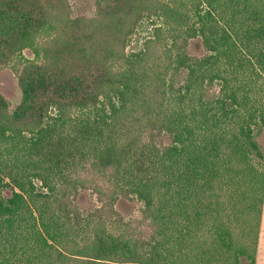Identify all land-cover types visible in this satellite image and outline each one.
<instances>
[{"label":"trees","instance_id":"1","mask_svg":"<svg viewBox=\"0 0 264 264\" xmlns=\"http://www.w3.org/2000/svg\"><path fill=\"white\" fill-rule=\"evenodd\" d=\"M95 6L91 15H74L71 0H0V56L9 63L30 49L36 57L23 59L22 105L13 111L0 96V242L10 241L15 222L34 216L28 198L46 199L49 210L37 208L43 231L33 239L49 264H240L242 256L256 264L264 206L257 140L264 131V0ZM146 20L153 32L129 52ZM193 44L205 54H192ZM77 112L83 119L74 120ZM130 114H140L142 124L123 128ZM15 151L25 159L13 158ZM81 161L90 163V176L74 171ZM82 190L103 205L88 223L91 237L79 240L78 230V239H69L59 221L80 219L75 201ZM206 193L216 198L213 222L200 211ZM222 194L248 215L240 235L221 214ZM121 198L139 201L161 239L112 230ZM208 222L213 247L202 252L197 244L191 258L183 244ZM173 229L180 230L178 251L167 245ZM14 258L2 262L30 263Z\"/></svg>","mask_w":264,"mask_h":264},{"label":"rangeland","instance_id":"2","mask_svg":"<svg viewBox=\"0 0 264 264\" xmlns=\"http://www.w3.org/2000/svg\"><path fill=\"white\" fill-rule=\"evenodd\" d=\"M71 3L74 7V15H91L94 13L96 8V0H71ZM154 26L151 25V22L146 20L141 27L139 28L138 32L134 35L132 42L130 43L128 47L129 52H137L143 47V42L152 32H153ZM190 51L194 55H204L205 50L200 44H193L190 47ZM25 59L34 60L36 59L35 55L30 49H26L23 52V57H19L15 61L9 63L7 60H5L3 57L0 56V96L3 97L10 106L11 110H16L20 105L23 103V91L20 84V75L24 68ZM22 60V61H20ZM18 62L20 64H18ZM23 62V64H22ZM40 62V61H38ZM179 84H176V87H178ZM216 89L219 90L217 87ZM170 109V106H168L165 111H168ZM91 115L95 117L96 111H91ZM102 112H100L101 114ZM84 113L77 112L74 115V120L78 121L80 119H83ZM140 116V114H130V115H123V117H127L122 121L120 126L125 128L128 124H134L137 126H140L142 123L135 120V117ZM257 140L260 144V147L264 153V131L257 136ZM89 150V149H88ZM87 150V151H88ZM19 157L21 160L25 159V157L22 155L21 151H15L14 157ZM79 161V157H77ZM81 164H77V166H73L74 171L80 172L83 176L87 175L90 176L88 168H90V163L81 161ZM68 169L65 170L67 172ZM75 175L74 173H72ZM8 181V180H7ZM35 183L37 187H40L42 190H44L45 193H49L47 189H43L42 182L40 180H35ZM3 195L6 197L11 196V192L9 190H5L3 192ZM131 197H135L134 194L130 195ZM196 196V195H195ZM201 199L203 200V207H200V211L203 212V221H211L214 219L219 218L217 215V210L214 208L213 203L216 199L215 197H212L210 193L206 194H200ZM220 200L226 204L225 212L221 213L223 218L225 220L230 219L233 223V227H235V230L237 231L238 235H240V230L243 225L244 219L248 217L245 211H237L233 209L232 202L229 204V201L225 194L220 195ZM46 199H37L32 200L28 198L29 205L32 208L33 211V217H28L31 220H27L26 222L17 221L15 222L14 227L12 228V231L14 230L13 237H11L10 241H5L4 238L2 239V242H0V264H4L2 262L4 257H15L19 258L22 263H29V264H49L46 260H44L43 257H40V250L39 246L37 245V242L33 239V235L38 231H43V226L41 225V221L39 219V212L37 208H45L49 210V206L46 202ZM195 201V198L193 199V202ZM76 208H78L81 211L80 219L75 216V214H72L71 218L69 220L62 219L59 222H65V229L68 231V238H77L76 233L79 230V233H82L81 239H88L91 237V228L87 227L88 223L93 221L94 216L97 208H101L103 203L99 200L98 195L94 194L92 190H82L80 192V195L76 198L75 201ZM206 205H212L211 209H206ZM141 204L139 201L134 199H125L121 198L118 200V202L115 205V210L120 214V219L114 222V226L112 227V230L115 233H126L128 236H137L142 241L146 242H155L156 240L161 239L160 231L161 228L157 227L155 228L152 225L151 219L148 218L145 220L144 213L141 209ZM239 208V207H238ZM198 211L193 210L194 212ZM27 218V219H28ZM222 218V217H221ZM80 220V221H79ZM81 223L80 225L78 224ZM188 221V220H187ZM255 221V220H254ZM213 222V221H211ZM185 223V224H184ZM255 223V222H254ZM185 227L188 226L189 229L192 227V224L186 223L184 221L182 223ZM91 225V224H90ZM187 225V226H186ZM210 222L204 225H200L201 228L198 232L197 230L194 231V237L188 238V240L183 244V252L185 254H188L191 258L195 256V253H197V244H199L200 249L205 251L209 247H213V237L215 236V227L210 226ZM91 227V226H90ZM213 227V228H212ZM80 228V229H79ZM8 229L6 228V231ZM182 231V230H181ZM189 231V230H188ZM186 231H183V233ZM193 233V232H192ZM195 233H198L197 235ZM180 230L173 229L172 230V236L170 238V242L168 247L171 250L178 251L179 242L181 239H179ZM8 238L11 236V234L7 235ZM18 237V239H17ZM67 237H61L60 239L63 241H66L68 239ZM68 241V240H67ZM183 241V239H182ZM65 243V242H63ZM200 243H203L200 245ZM15 247L24 246L22 249L17 248L16 254L11 253L10 251ZM200 250V251H201ZM54 254L56 253L55 249L53 250ZM54 260V259H53ZM55 261V260H54ZM57 264H61L59 260H56ZM249 259L247 257H240V264H247ZM208 264V263H205ZM256 264H264V206H263V213L261 217V226H260V235L258 240V247H257V255H256Z\"/></svg>","mask_w":264,"mask_h":264}]
</instances>
